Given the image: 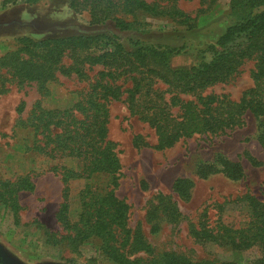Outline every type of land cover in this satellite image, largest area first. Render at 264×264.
I'll use <instances>...</instances> for the list:
<instances>
[{
  "label": "rangeland",
  "instance_id": "rangeland-1",
  "mask_svg": "<svg viewBox=\"0 0 264 264\" xmlns=\"http://www.w3.org/2000/svg\"><path fill=\"white\" fill-rule=\"evenodd\" d=\"M176 9L186 15L169 14ZM156 10L154 13L142 9L118 12V16L131 26L128 30H114L120 34L127 49L133 47L131 38L180 47V53L171 60L174 67L191 66L199 62L201 56L210 59L211 54L206 51L208 44L214 42L231 22V0H161ZM187 16L189 19L185 21ZM72 24L88 28H101L102 25L91 23L88 10L76 12L70 9L68 0L35 3L0 0V56L17 48L24 36L42 38L67 31ZM63 62L68 65L71 59L66 56ZM253 67L254 60H246L232 79L210 85L201 93L239 100L243 92L253 86ZM102 69L101 65L87 68L85 77L58 73L55 80L47 83L46 94L40 92L35 82L19 84L16 81L7 83L10 90L0 92V180H13L28 174L35 184L33 190L18 192L20 208L17 216L10 206L0 203V258L4 264H116L104 253L100 238L92 236L78 244L69 236L73 232L65 229L57 218L64 201L60 167L79 169L81 161L70 157L52 158L27 149L26 145L33 144L34 131L19 122L28 119L37 103L46 109H65L88 97ZM116 83L122 84L123 88L132 85L131 79L125 76L119 77ZM156 86L168 87L163 82ZM126 94L120 100L109 102L108 138L114 141L122 164L116 194L130 205L129 226L140 228L141 240L146 246L137 250L130 248V258L174 250L196 261L209 259L214 264H256L264 254L261 246L235 250L211 241H197L190 234V227L191 223L199 224L203 220L205 210V220L210 226L220 221L242 228L249 223V207L233 200L247 192L264 200V146L258 138L264 124L260 127V121L247 112L243 124L226 133L195 134L180 139L171 147L156 149L155 130L137 114L131 113L124 101ZM170 96L171 93L166 94L167 98ZM180 96L185 101L195 99L193 94ZM23 100L25 109L19 114L17 107ZM172 111L178 113L180 110L173 107ZM137 136L138 143L135 141ZM221 156L238 162L243 176L232 179L219 171L202 177L199 167L215 164L222 168ZM56 165L58 170L54 169ZM178 178L192 182L186 190L188 196L174 188ZM110 181L108 174L70 179L69 219L72 222L78 220L80 191L87 184L106 191ZM159 193L176 201L186 218L178 223L168 218L156 198ZM147 246L153 251L148 252Z\"/></svg>",
  "mask_w": 264,
  "mask_h": 264
},
{
  "label": "trees",
  "instance_id": "trees-1",
  "mask_svg": "<svg viewBox=\"0 0 264 264\" xmlns=\"http://www.w3.org/2000/svg\"><path fill=\"white\" fill-rule=\"evenodd\" d=\"M27 1L35 3L40 0ZM160 1L68 0L70 9L76 12L88 10L91 23H101V28L72 24L67 27L69 30L46 37H22L17 48L0 56V92L10 90L7 83L16 81L19 84L35 82L40 92L46 94L47 83L55 80L58 73L85 77L87 68L101 65L103 69L99 71L88 97L65 109H46L37 103L26 121L19 120L21 125L34 131L33 144L26 145L27 149L52 158L70 157L81 161L79 169L60 167L64 201L57 213L58 220L65 229L73 232L69 236L78 244L92 236L100 238L104 253L116 264H214L209 259L192 260L174 250L130 258V248L137 250L146 246L141 240L140 228L129 226L130 205L116 194L122 164L114 141L108 138V105L111 100H120L127 93L124 101L131 113L137 114L155 130L156 149L171 147L180 139L195 134L226 133L243 124L247 112L260 121L261 127L264 124V0H231V22L214 42L208 44L206 51L211 54L210 59L201 56L199 62L191 66L178 67H174L171 60L180 53V47L131 38L133 47L127 49L120 34L114 30H128L131 26L118 16V12L142 9L154 13ZM169 14L186 15L179 9ZM188 19L187 16L185 21ZM66 56L71 59L68 65L63 62ZM251 59L254 60L251 70L254 83L239 100L201 93L210 85L232 79L239 67ZM122 76L131 79L130 87L123 88L122 84L116 83ZM158 82L165 83L167 89L156 86ZM167 93H171L169 98ZM180 94H193L195 99L185 101ZM173 107H179L180 111L173 112ZM24 109L23 100L17 111L20 114ZM138 138L135 137L137 143ZM258 138L264 146V128L259 131ZM219 159L222 168L203 164L199 167L201 176L219 171L232 179L243 176L238 162L223 156ZM54 169L58 170V165ZM98 174L111 176L107 190H98L87 184L80 191V216L72 222L68 217L67 201L70 179L92 178ZM191 185L189 179L178 178L174 188L187 195L186 190ZM34 188L28 174L13 180H0V203L10 206L17 216L20 208L18 192ZM156 198L168 218L177 223L186 218L170 196L159 193ZM233 202H243L249 207L250 220L245 227L236 228L220 221L210 226L205 220V210L199 224L191 223L190 234L197 241H211L235 250L259 245L264 252V200L247 192ZM219 207L223 209V206ZM147 248L148 252L153 251V248ZM0 264H4L1 258ZM256 264H264V254Z\"/></svg>",
  "mask_w": 264,
  "mask_h": 264
},
{
  "label": "crops",
  "instance_id": "crops-1",
  "mask_svg": "<svg viewBox=\"0 0 264 264\" xmlns=\"http://www.w3.org/2000/svg\"><path fill=\"white\" fill-rule=\"evenodd\" d=\"M223 175H225V174H223ZM226 176V175H225ZM227 177V176H226Z\"/></svg>",
  "mask_w": 264,
  "mask_h": 264
}]
</instances>
